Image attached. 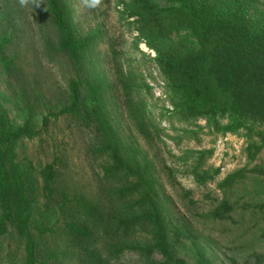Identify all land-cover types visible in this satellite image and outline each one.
<instances>
[{"label": "trees", "instance_id": "obj_1", "mask_svg": "<svg viewBox=\"0 0 264 264\" xmlns=\"http://www.w3.org/2000/svg\"><path fill=\"white\" fill-rule=\"evenodd\" d=\"M43 1L58 34L59 47L67 53L76 73L69 85V104L60 113L97 130L101 143L95 152L108 159L104 179L119 182L108 193L114 211L120 215L113 216V207L108 209L100 201L76 197L78 204L71 207L72 214L64 221L67 242L56 248L57 253L46 246L47 236L55 229L36 224V212H40L38 181L31 173L32 162L25 166L18 151L23 139L37 133L29 122L13 124L0 90V247L13 230L24 241L23 264H71L72 259H78V264H111L101 249L92 247L99 234L121 236L141 231L139 241L123 238L108 242L109 258L118 259L124 252L133 251L148 260L160 255V264H188L178 253L189 248L195 253L193 264H211L197 232L170 212L169 198L157 178L154 162L145 155L137 138L130 132L125 134L115 122L109 105L110 86L101 76L93 53L100 32L82 35L77 31L69 0ZM164 1L165 6L155 0L120 3L124 14L134 19L140 37L156 52V63L177 95L181 116L188 121L210 119L215 126L227 117L230 122L223 128L226 132L247 128L251 141L245 156L250 163L255 162L264 152V2ZM4 12L11 18L9 6ZM11 42L12 36L0 40V63L10 71L16 66L14 58H7ZM119 79L134 126L149 140L152 133L146 109L133 103L132 85L125 77L120 75ZM40 175L42 190L52 200L57 192L58 160L44 165ZM195 175L203 184L214 179L208 173ZM251 176L264 178V165L229 173L218 185L226 196L216 199L202 218L211 222L231 220L237 205L227 194ZM244 208L264 214V201L254 206L245 203ZM258 239L264 243V231ZM70 246L77 248L78 256L71 253ZM228 259L230 264H264V250L252 251L244 261Z\"/></svg>", "mask_w": 264, "mask_h": 264}, {"label": "rangeland", "instance_id": "obj_2", "mask_svg": "<svg viewBox=\"0 0 264 264\" xmlns=\"http://www.w3.org/2000/svg\"><path fill=\"white\" fill-rule=\"evenodd\" d=\"M155 1L166 5L164 0ZM69 3L80 34L100 32L93 53L101 76L110 86L109 105L115 122L125 134L130 132L137 138L145 155L154 162L157 178L169 198L170 212L197 232L211 264H230L229 257L244 261L252 251L264 250V243L258 239L264 231V214L244 208L245 203L254 206L264 201V178L251 176L227 194L237 205L231 220L211 222L201 216L216 199L226 196L218 185L229 173L264 165V152L253 163L245 156L251 141L248 129L224 131L230 122L227 117L215 126L210 119L188 121L181 116L176 107L177 95L156 63V52L140 37L134 19L124 14L120 0ZM8 6L11 18L4 12ZM45 9L43 0L0 1V40L12 36L7 58H14L16 64L10 71L0 63V90L13 124L29 122L37 133L20 142L19 158L27 167L29 161L33 164L31 173L38 181L40 201L36 224L55 229L46 238V246L55 251L67 242L64 221L72 214L71 207L78 204L76 197L100 201L108 209L113 207V216L120 215L114 211L108 193L119 182L104 179L108 159L95 152L101 143L97 130L60 113L69 104V85L76 73L67 53L59 47L58 34ZM120 75L132 85L133 103L146 109L152 133L149 140L134 126ZM55 159L59 170L57 192L49 200L42 190L40 172ZM195 172L214 175V179L199 183ZM141 236V231L121 236L100 233L92 247L101 249L111 264H160V255L148 260L133 251L124 252L118 259L109 258L108 242L123 238L139 241ZM70 250L75 254L78 251L71 246ZM192 252L183 248L178 255L193 264ZM24 261V241L11 230L0 247V264ZM71 264H78V259H72Z\"/></svg>", "mask_w": 264, "mask_h": 264}]
</instances>
